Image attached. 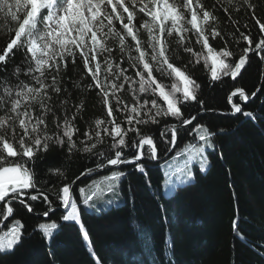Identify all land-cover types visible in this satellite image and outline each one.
<instances>
[{
	"label": "snow or ice",
	"instance_id": "snow-or-ice-1",
	"mask_svg": "<svg viewBox=\"0 0 264 264\" xmlns=\"http://www.w3.org/2000/svg\"><path fill=\"white\" fill-rule=\"evenodd\" d=\"M217 9L229 21L234 12L250 15L264 34V19L256 15L252 0H215L211 7L200 0H0L5 38L0 48V217L4 221L13 218L10 227L0 234V253L14 251L27 234L25 224L14 216L16 206L22 205L32 213L30 201L41 199L47 204L44 217L62 207L65 212L61 219L78 224L91 244L74 196L76 180L97 169L126 164L135 165L136 171L147 176L142 161L159 162L161 149L171 153L181 132L194 137L196 143L186 145L173 159L192 152L199 157L200 170H206L208 151L216 150L214 137L227 131L211 130L202 123L205 115L217 114L218 110L199 94L201 85L187 70V64L175 63L168 38L174 34L179 37L175 43L189 54L188 64H199L202 58L205 66L211 62V82L222 76L233 81L241 77L250 53H256L264 64V35L254 43L250 34L240 32L247 46L237 59L227 46L219 50L213 47L210 38L222 35L216 26ZM141 30L147 33L146 39L141 38ZM189 34L195 35L201 51L194 50ZM117 50L119 59L113 58ZM19 53L23 55V70L15 66L9 73V63L15 64ZM78 58L83 64L81 80L91 78L85 90H97L105 110L103 118L95 119L82 133L77 122L84 104H70L72 97L62 76L69 62L76 65ZM165 76L171 83L164 82ZM124 92L130 101L120 95ZM260 95H264V87L251 94L234 87L227 97L231 114L258 119L243 105ZM192 104L198 106L197 111L186 115ZM151 125L160 126L158 136L142 131L141 126ZM53 147L63 149L68 157L82 152L89 158L97 157L98 162L95 168H86L75 180L61 183L50 193L40 187L32 165ZM165 164L171 167L167 160ZM56 175L64 176L62 172ZM125 175L119 170L105 175L102 179L109 182L107 190L113 191ZM193 179L190 160H186L180 183ZM164 187L165 194L170 195L175 186L166 179ZM78 192L87 211L96 208L92 203L94 193L90 194L88 187H79ZM57 227L55 222L39 223L37 230L51 243Z\"/></svg>",
	"mask_w": 264,
	"mask_h": 264
},
{
	"label": "trees",
	"instance_id": "trees-1",
	"mask_svg": "<svg viewBox=\"0 0 264 264\" xmlns=\"http://www.w3.org/2000/svg\"><path fill=\"white\" fill-rule=\"evenodd\" d=\"M200 2L211 7L215 0ZM252 2L256 5V15L264 19V0ZM215 15L219 18L216 26L222 35L215 40L210 38V43L217 50L227 46L234 53L233 59L242 55L247 46L240 38V32L250 34L254 43L264 35L246 13L234 12L232 21L219 9ZM3 27L0 24V48L5 44ZM189 35L194 50L201 51L200 45L195 44V35ZM168 39L175 63L187 64V70L201 85L199 94L210 107L218 110L217 114L205 115L202 123L211 130L223 128L227 131V134L214 137L216 150L208 151L206 170L201 171L194 164V179L177 187L170 196L161 193L163 172L160 165L163 162L142 161L147 176L136 171L135 165L126 164L118 168L97 169L94 171L96 175L76 180L74 196L81 208V221L91 244L84 239L77 224L61 219L65 212L62 207H57L54 213L43 219L39 216L47 209V204L42 199L30 201L34 208L32 213L17 205L14 216L25 224L27 234L14 251L0 253V264H264V95L243 105L258 119L232 115L227 100L234 87L243 88L249 94L264 87L262 64L256 53H250L241 77L233 81L222 76L221 80L211 82V62L207 61L205 66L202 58L199 64H188L189 54L175 43L179 37L174 34ZM110 44L118 49L114 41ZM119 57L117 50L113 58ZM14 60L15 64L9 63V73L15 66H21L23 70L22 53ZM82 75L83 64L79 58L76 65L69 62L67 70H62L63 84L72 97L70 104H84L77 122L81 133L105 114L97 90H85L91 78L85 77L82 81ZM163 80L171 83L166 76ZM120 95L131 99L127 92ZM197 108L192 104L185 114H194ZM53 127L50 122V130ZM141 127L142 131L158 136L160 126ZM190 143H196L194 137L181 132L169 158ZM160 154L162 160L168 153L161 149ZM97 162V157L89 158L82 152L68 157L63 149L53 147L32 166L40 187L54 193L61 183L75 180L86 168H95ZM116 170L126 173L118 188L122 202L117 206L98 208L102 210L95 212L87 211L79 199L78 188L87 187L94 178ZM56 172H62L64 176L58 178ZM50 198L54 199V196ZM55 204L58 205L59 201ZM12 220L11 217L0 232ZM53 222L58 227L53 230L49 243L37 230V225Z\"/></svg>",
	"mask_w": 264,
	"mask_h": 264
},
{
	"label": "rangeland",
	"instance_id": "rangeland-1",
	"mask_svg": "<svg viewBox=\"0 0 264 264\" xmlns=\"http://www.w3.org/2000/svg\"><path fill=\"white\" fill-rule=\"evenodd\" d=\"M126 2H127V0H126ZM138 19H139V17H138ZM140 35H141L142 39L147 38V33L144 32L143 30H141ZM173 157H170L169 160L167 161L168 164L171 165V167H168L165 164V162L161 164V165H164V167H161V165H160V168L163 172V182H162L161 193L164 196H170L171 195V194L170 195L165 194L164 185H165L166 179L170 185L175 186L174 190L179 186L185 185V184H181L180 180L183 179V169H184L186 160H190L191 170H193L194 164H196L200 167L199 157L195 153H192V152L184 153L178 159H173ZM165 172L168 173L167 177L165 176ZM102 178L103 177L94 178L93 180H91V182H89V184L87 186L89 188L90 194L94 193V199H93L92 203H94L96 205V208H94L91 212L97 211L98 208L117 206L122 202V198L120 197V195L118 193L119 184L113 191H108L107 189H108V183L109 182L103 180ZM109 201H111V203H108ZM72 223H75V222H72ZM10 224L11 223L7 224L6 228L3 231H1L0 234H3V232L6 231L10 227Z\"/></svg>",
	"mask_w": 264,
	"mask_h": 264
},
{
	"label": "water",
	"instance_id": "water-1",
	"mask_svg": "<svg viewBox=\"0 0 264 264\" xmlns=\"http://www.w3.org/2000/svg\"><path fill=\"white\" fill-rule=\"evenodd\" d=\"M261 62V61H260ZM262 64V63H261ZM262 67H263V75H264V64H262ZM229 104V103H228ZM230 106V105H229ZM231 107V106H230ZM223 113V112H222ZM225 114V113H224ZM236 115H238V114H236ZM173 151H174V149H173ZM173 151L171 152V153H168L167 154V156L166 157H164L162 160H160L159 162H157V161H152L153 163H162V162H165V160H167L168 158H169V156L173 153ZM115 168H116V166H115ZM94 175H96V172H93V173H89V174H86V175H84V176H82L81 177V179L80 180H78V181H81V180H83V179H85V178H89V177H92V176H94ZM40 218H43V219H45L46 217H44L43 216V214L42 215H40L39 216ZM11 218V217H10ZM9 218V219H10ZM7 221H4V220H2V222L0 223V228L6 223Z\"/></svg>",
	"mask_w": 264,
	"mask_h": 264
},
{
	"label": "bare ground",
	"instance_id": "bare-ground-1",
	"mask_svg": "<svg viewBox=\"0 0 264 264\" xmlns=\"http://www.w3.org/2000/svg\"><path fill=\"white\" fill-rule=\"evenodd\" d=\"M46 219V218H45Z\"/></svg>",
	"mask_w": 264,
	"mask_h": 264
}]
</instances>
